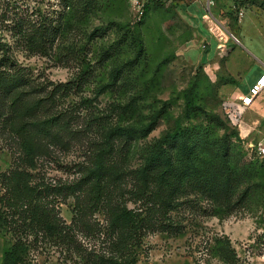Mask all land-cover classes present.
<instances>
[{"label": "rangeland", "instance_id": "374dc122", "mask_svg": "<svg viewBox=\"0 0 264 264\" xmlns=\"http://www.w3.org/2000/svg\"><path fill=\"white\" fill-rule=\"evenodd\" d=\"M74 1V12L67 13L64 0H0V57L8 55L15 60L10 70L22 80L12 94L0 95V173L11 167L14 152L20 151L12 125L23 113L29 111L28 117L35 120V125L63 114L65 127L56 128L63 142L52 147V155L42 158L33 170L34 179L55 183L76 176L75 164L103 141L106 129L118 122L137 125L148 120L150 111L164 107L165 116L147 138L131 139L127 145L122 138L119 141V159L129 150L125 166L136 169L143 162L147 144L178 121L192 122L185 115L189 92H199L196 101L206 112L223 116L221 105L226 94L216 91L217 85L231 80L225 61L232 47L228 68L241 82L238 86L264 62V0H232L230 8L212 9L230 32L226 52L218 49L214 35L216 44L201 40L194 23L178 10L175 0ZM87 1L90 7L84 4ZM233 4L244 7L240 25ZM64 15L74 18L71 25L61 19L63 27L59 30L53 20ZM40 24L54 28L55 34L48 36L49 40L38 33ZM127 27L141 38L144 52L134 71L104 89L111 83L113 69V61L104 60V56L118 55L116 62L122 63L138 55L126 39ZM226 84L230 90L237 88L232 82ZM12 97H19L13 106ZM125 181L130 186L133 178L127 174ZM127 198L130 208L137 207ZM182 200L184 204L172 215L185 226L183 233H148L139 250L138 264H264L261 207L239 204L230 215L216 216L208 197L200 192H186ZM73 203L72 197L66 201L60 198L59 211L66 223L72 221ZM95 217L105 224L103 215L97 213ZM6 230L0 229V263L3 246L13 242ZM223 235L231 239L232 261L211 251L213 239ZM77 238L87 246L105 245L102 239L86 237L82 232ZM29 257L40 264H81L77 256L67 257L66 251L48 241L33 248Z\"/></svg>", "mask_w": 264, "mask_h": 264}, {"label": "trees", "instance_id": "16d2710c", "mask_svg": "<svg viewBox=\"0 0 264 264\" xmlns=\"http://www.w3.org/2000/svg\"><path fill=\"white\" fill-rule=\"evenodd\" d=\"M74 2L64 0L67 13L74 12ZM84 4L90 7L91 2ZM63 18L71 25L74 16L64 15L53 20L59 30L63 27ZM39 26L37 31L41 37L55 34L52 26ZM126 30V39H130L138 55L122 63L116 62L118 55H105L104 60L113 61V69L111 83L103 86L104 89L134 71L144 52L141 38L131 28ZM14 61L8 55L0 57L2 96L12 94L22 84L18 73L10 70L15 66ZM211 85L215 87L210 81ZM197 94L193 91L186 96L185 115L192 122L178 121L147 144L143 162L136 169L125 166L129 150L119 159L122 150L119 141L122 138L127 145L131 139L147 138L165 116L164 107L150 111L148 120L137 125L118 122L106 129L103 141L95 144L86 159L75 164L76 176L64 182L36 180L33 174L38 162L52 155V147L63 142L56 132V128L65 127L61 120L63 114L45 118L35 125L28 111L17 124L11 121L20 151L14 152L11 167L0 173V229L6 228L13 240L11 245L3 246L0 264H40L29 255L44 241L61 247L67 257L77 256L81 264H138L139 250L148 233H183L185 226L172 213L184 204L182 197L189 191L206 195L216 216L230 215L239 204L256 205L264 210V156L249 147L239 130L230 126L224 116L206 112L197 103ZM18 100L19 97H12V106ZM127 174L133 178L130 186L125 181ZM126 195L137 207L128 206ZM69 197L74 199V215L71 223H66L60 215L59 204L60 198L66 201ZM97 213L105 217V224L95 217ZM79 232L102 239L104 247L87 246L78 240ZM211 251L232 261L231 239L226 235L215 237Z\"/></svg>", "mask_w": 264, "mask_h": 264}, {"label": "crops", "instance_id": "0c3cea01", "mask_svg": "<svg viewBox=\"0 0 264 264\" xmlns=\"http://www.w3.org/2000/svg\"><path fill=\"white\" fill-rule=\"evenodd\" d=\"M175 1L178 10L185 13L186 17L189 18L194 23V26L197 29L201 40L203 39V41H207L209 45H211L212 42L216 44L217 42L214 39H212L213 36L205 26L204 23L205 21L203 19V16L209 10L208 9L209 0H175ZM231 5H232V0H212L210 11L212 12V9L217 8L219 6L223 8H226V6H228L230 8ZM233 6L235 7L236 5L233 4ZM238 23L239 25L240 23H242V17L239 18ZM238 28L239 30L241 29L240 27ZM209 39L211 40L210 42L208 41ZM233 51L234 48L232 47L227 54L228 58L225 61V67L231 76V80L229 81L232 82V86L237 85L236 86L237 88L230 90L228 87L229 84L222 83L219 88V93L226 94V98L234 97L240 93H246L249 87L264 73V62H263L262 66H257L253 75L249 79L243 82L242 85L238 86V84L241 82L237 78H235L234 74L228 68V61ZM239 133L240 136L247 142L248 145L257 144L259 141H264V91L260 96H258L255 99L254 103L246 110L243 117V122L239 129ZM180 264H191V263H180Z\"/></svg>", "mask_w": 264, "mask_h": 264}, {"label": "built area", "instance_id": "2783aa9c", "mask_svg": "<svg viewBox=\"0 0 264 264\" xmlns=\"http://www.w3.org/2000/svg\"><path fill=\"white\" fill-rule=\"evenodd\" d=\"M212 0H209L208 11L203 16V19L208 24L209 32L214 35L218 40V49L221 52H226L227 42L229 40L228 35L230 32L225 28L223 23L219 21L210 11ZM236 7V6H235ZM237 14L240 17L244 15V7H236ZM236 40V37L231 34ZM224 56V55H221ZM264 91V73L249 87L246 93H240L234 97L224 98L222 101L223 116L228 121L229 125L240 129L243 122V117L246 110L254 103L255 99L260 96ZM249 147L256 148L257 153L260 156H264V143H257L249 145Z\"/></svg>", "mask_w": 264, "mask_h": 264}]
</instances>
